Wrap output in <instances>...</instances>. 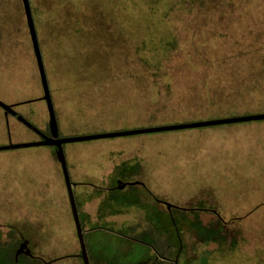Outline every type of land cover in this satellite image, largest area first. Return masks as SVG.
Returning <instances> with one entry per match:
<instances>
[{"label":"rangeland","instance_id":"obj_1","mask_svg":"<svg viewBox=\"0 0 264 264\" xmlns=\"http://www.w3.org/2000/svg\"><path fill=\"white\" fill-rule=\"evenodd\" d=\"M29 1L60 138L264 113V0ZM43 97L23 0H0V101L50 136ZM40 140L0 107V147ZM64 152L90 264H264L241 240L264 227V120ZM0 239L84 264L56 147L0 151Z\"/></svg>","mask_w":264,"mask_h":264},{"label":"water","instance_id":"obj_2","mask_svg":"<svg viewBox=\"0 0 264 264\" xmlns=\"http://www.w3.org/2000/svg\"><path fill=\"white\" fill-rule=\"evenodd\" d=\"M23 3H24L27 21H28L30 32H31L36 56H37L41 81H42L43 90H44V97L42 99L45 100L48 105L51 135L48 136L44 134L43 132L38 130L34 125H32L25 117H23L20 113H18L14 109L13 106L6 105L0 101V107L4 109L5 115L7 117L10 115L15 117L19 122H21L23 125L31 129L32 131L36 132L41 137V140L37 142L24 143V144H10L5 147H0V151L1 150L23 149V148H34V147H44V146L57 148V159L63 169L64 178H65L68 195H69V200H70L71 207H72L73 217H74V221L76 224L77 234H78L80 245H81L82 257L84 260V264H90V259H89V255L87 252V247H86V242L84 238V232L82 228L80 214H79V210H78L77 203H76V198H75L74 191H73L74 184L71 181L68 164H67V158L64 152L65 144L92 141V140H100V139H110V138H116V137H126V136L139 135V134L170 132V131H178V130L212 127V126H219V125L237 124V123H243V122L261 121V120H264V114H254V115H246V116H240V117L223 118V119L183 123V124L160 126V127H150V128H145V129H139V130L122 131V132L101 134V135L60 138L57 116H56V112H55V108H54V104H53V100H52V96L50 92V87H49L47 74L45 71L44 62L42 59V54H41L40 47H39L38 36L36 33V28H35L33 15H32L30 1L23 0ZM125 187L126 185L120 184L119 189H123ZM22 253H26L29 256L32 255L31 250L28 249L27 243L22 244V246L20 247L17 253L18 254L17 256H19Z\"/></svg>","mask_w":264,"mask_h":264},{"label":"trees","instance_id":"obj_3","mask_svg":"<svg viewBox=\"0 0 264 264\" xmlns=\"http://www.w3.org/2000/svg\"><path fill=\"white\" fill-rule=\"evenodd\" d=\"M49 82V81H48ZM260 114H264V113H261L260 112ZM235 115H237V113L235 114L234 113V111L233 112H226V113H224V116H226L227 118L228 117H230V116H235ZM254 115V114H253ZM237 117H240V116H237ZM83 228V227H82ZM215 229V228H214ZM217 230V229H216ZM83 232H84V234H85V231H84V229H83ZM216 235H215V233L214 234H212L211 235V237L210 238H212V237H215ZM223 236V235H222ZM217 237H219V236H217ZM84 238H85V235H84ZM23 243H25V242H23ZM19 245H21L22 246V244H18V245H16V249H14V250H10L9 249V246L10 245H7V244H3L2 242H1V239H0V264H16V263H18L19 261L18 260H16V252L20 249V247L21 246H19ZM18 247H19V249H18ZM32 252V251H31ZM23 255H27L26 253H22ZM21 255V254H20ZM20 255L18 256V257H20ZM31 257H34L35 258V256H33V253H32V255H30ZM37 258V257H36ZM18 259H20V258H18ZM20 263V262H19Z\"/></svg>","mask_w":264,"mask_h":264},{"label":"crops","instance_id":"obj_4","mask_svg":"<svg viewBox=\"0 0 264 264\" xmlns=\"http://www.w3.org/2000/svg\"><path fill=\"white\" fill-rule=\"evenodd\" d=\"M222 220V217H220V216H216V221H217V223L218 222H222L221 221ZM247 220H250L249 219V217H248V219ZM253 223V222H252ZM249 224V223H248ZM256 224H258V223H256ZM249 227V226H248ZM250 228V227H249ZM218 230V229H217ZM244 230V229H243ZM250 230L251 231H243L242 232V234H244V235H242V238H241V240H245V242H246V246H247V250H249V251H253V250H255V247H257V246H260V245H262V244H260V243H262V241L260 242V240H261V238H259V237H263V239H264V227H262V229L260 228V227H257L256 228V230L255 229H253V228H250ZM263 230V231H262ZM214 238V239H213ZM213 238H211L212 239V241H216V242H218L217 240H219L218 238H216V236L215 237H213ZM225 238V237H224ZM211 241V242H212ZM264 245V244H263ZM246 250V251H247Z\"/></svg>","mask_w":264,"mask_h":264},{"label":"flooded vegetation","instance_id":"obj_5","mask_svg":"<svg viewBox=\"0 0 264 264\" xmlns=\"http://www.w3.org/2000/svg\"><path fill=\"white\" fill-rule=\"evenodd\" d=\"M15 108V107H14ZM11 116V115H10ZM40 139H41V137H40ZM23 244V243H22Z\"/></svg>","mask_w":264,"mask_h":264}]
</instances>
